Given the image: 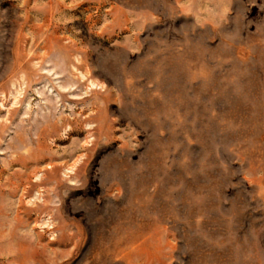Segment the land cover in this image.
<instances>
[{
  "label": "rangeland",
  "instance_id": "374dc122",
  "mask_svg": "<svg viewBox=\"0 0 264 264\" xmlns=\"http://www.w3.org/2000/svg\"><path fill=\"white\" fill-rule=\"evenodd\" d=\"M0 264H264V0H0Z\"/></svg>",
  "mask_w": 264,
  "mask_h": 264
}]
</instances>
